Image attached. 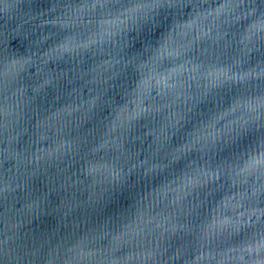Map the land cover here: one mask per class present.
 Wrapping results in <instances>:
<instances>
[{"label": "clouds", "instance_id": "9594fccd", "mask_svg": "<svg viewBox=\"0 0 264 264\" xmlns=\"http://www.w3.org/2000/svg\"><path fill=\"white\" fill-rule=\"evenodd\" d=\"M0 264H264V0H0Z\"/></svg>", "mask_w": 264, "mask_h": 264}]
</instances>
